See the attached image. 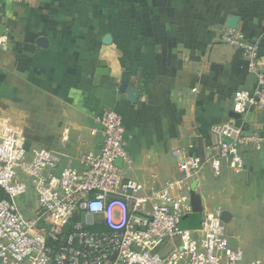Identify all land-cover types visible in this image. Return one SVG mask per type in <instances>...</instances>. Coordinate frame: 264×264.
Listing matches in <instances>:
<instances>
[{"label": "crops", "instance_id": "obj_1", "mask_svg": "<svg viewBox=\"0 0 264 264\" xmlns=\"http://www.w3.org/2000/svg\"><path fill=\"white\" fill-rule=\"evenodd\" d=\"M0 27L9 37L0 54V117L31 153L46 148L82 170L102 146L96 116L114 110L130 160L117 165L149 188L182 181L174 152L205 156L226 123L264 137V109L233 112V95L257 82L223 41L228 29L243 33L260 45L264 64V0H0ZM124 73L135 102L119 90ZM245 159L239 174L224 164L216 175L206 165L176 193L190 195L196 183L202 212L229 211L227 232L248 263L264 258L254 255L247 224L264 200V144Z\"/></svg>", "mask_w": 264, "mask_h": 264}, {"label": "built area", "instance_id": "obj_2", "mask_svg": "<svg viewBox=\"0 0 264 264\" xmlns=\"http://www.w3.org/2000/svg\"><path fill=\"white\" fill-rule=\"evenodd\" d=\"M223 41L248 61L257 82L252 92L233 95V112L264 109L260 45L233 29ZM8 43L9 37L0 35V54ZM95 120L102 146L84 158L80 170L63 164L52 150L31 153L9 120L0 117V264H264V258L246 263L241 249L230 248L221 209L202 212L197 228H183L182 218L193 214L191 198L176 193L206 165L216 175L224 164L241 173L245 153L251 146L261 148L264 137L226 123L205 156L174 152L182 181L146 188L117 165L130 163L122 117L105 109ZM30 189L34 201L22 208L18 199Z\"/></svg>", "mask_w": 264, "mask_h": 264}, {"label": "water", "instance_id": "obj_3", "mask_svg": "<svg viewBox=\"0 0 264 264\" xmlns=\"http://www.w3.org/2000/svg\"><path fill=\"white\" fill-rule=\"evenodd\" d=\"M238 18H231L228 22V26L230 28H233L235 29L236 28V25H237V20ZM4 32L2 30V28L0 27V35H3ZM37 46L39 47H42V48H45L48 44V40L46 38H41L40 40L37 41ZM25 50L31 52L34 50V47L33 46H25L24 47ZM103 72L99 71L98 74L101 75ZM99 77V76H98ZM98 77L96 78V81L98 80ZM128 86H129V74L128 73H124L123 74V77H122V81H121V85H120V88L119 90L122 92V93H125L127 92L128 94V98L131 102H135L136 99L138 98V92L136 90H132V89H128ZM195 186H196V183L193 184V187H192V190H191V193H190V197H191V205H192V210H193V214L192 215H186L182 218V227L183 228H190V223H191V220L193 218H198L200 223H201V214H202V211H203V206H202V200H201V197L199 194H197L195 192ZM25 215L26 217H29L31 215V212L30 211H26L25 212ZM77 216L74 217V220L76 219ZM221 220L226 224H230L231 220H232V214L229 212V211H222L221 213ZM199 223V225H200ZM228 241H229V246L230 248H232L233 250H237L239 249V242H238V239L233 237V236H229L228 237Z\"/></svg>", "mask_w": 264, "mask_h": 264}, {"label": "rangeland", "instance_id": "obj_4", "mask_svg": "<svg viewBox=\"0 0 264 264\" xmlns=\"http://www.w3.org/2000/svg\"><path fill=\"white\" fill-rule=\"evenodd\" d=\"M30 188H32L30 186ZM33 202V190L30 189L29 194L26 197H21L18 199L19 205L24 208L28 205V202ZM254 211L247 214L249 220L247 224L250 228V233L252 234L251 240L256 244L257 257H264V200L262 203H256L252 208Z\"/></svg>", "mask_w": 264, "mask_h": 264}, {"label": "trees", "instance_id": "obj_5", "mask_svg": "<svg viewBox=\"0 0 264 264\" xmlns=\"http://www.w3.org/2000/svg\"><path fill=\"white\" fill-rule=\"evenodd\" d=\"M199 223L200 221L198 218H193L190 223V228H197L199 226Z\"/></svg>", "mask_w": 264, "mask_h": 264}]
</instances>
